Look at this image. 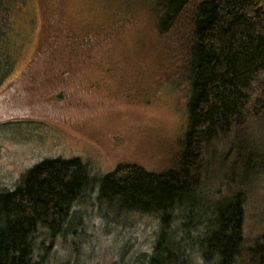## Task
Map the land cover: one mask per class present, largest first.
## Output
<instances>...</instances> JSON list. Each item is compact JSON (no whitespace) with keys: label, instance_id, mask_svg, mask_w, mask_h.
Returning a JSON list of instances; mask_svg holds the SVG:
<instances>
[{"label":"trees","instance_id":"trees-1","mask_svg":"<svg viewBox=\"0 0 264 264\" xmlns=\"http://www.w3.org/2000/svg\"><path fill=\"white\" fill-rule=\"evenodd\" d=\"M151 2L158 32L181 39L188 85L173 165L101 176L78 158L33 166L0 192V264H70L67 237L78 231L69 218L87 205L85 190H128L132 229L150 220L143 247L132 235V264H264V190L258 224L247 223L250 189L264 186V0Z\"/></svg>","mask_w":264,"mask_h":264},{"label":"rangeland","instance_id":"rangeland-1","mask_svg":"<svg viewBox=\"0 0 264 264\" xmlns=\"http://www.w3.org/2000/svg\"><path fill=\"white\" fill-rule=\"evenodd\" d=\"M0 16V192L56 158H78L96 176L173 165L188 85L181 39L158 32L151 0H0ZM79 38L84 59L51 77L49 45ZM250 190L247 223L257 225L264 186ZM102 191L85 190L87 205L70 215L78 231L67 237L70 264H132V235L145 245L150 220L132 229L128 190ZM56 255L65 257L60 244Z\"/></svg>","mask_w":264,"mask_h":264},{"label":"flooded vegetation","instance_id":"flooded-vegetation-1","mask_svg":"<svg viewBox=\"0 0 264 264\" xmlns=\"http://www.w3.org/2000/svg\"><path fill=\"white\" fill-rule=\"evenodd\" d=\"M72 42L74 41L71 42L56 41L53 42L52 45H49L48 54L50 55V57H53L52 61L51 62L49 61V69L50 71L52 70L55 73L52 75L50 74L51 77H56L59 74L58 72L62 70L59 65L66 68L84 59V56L87 52L83 50V46L79 44H75V42L74 43ZM70 43L72 44V46L70 45ZM69 45L70 47H72L70 51H68L70 49ZM52 66L54 67L53 69ZM32 75L33 77L36 75V70L33 71ZM15 80L18 81V79Z\"/></svg>","mask_w":264,"mask_h":264}]
</instances>
